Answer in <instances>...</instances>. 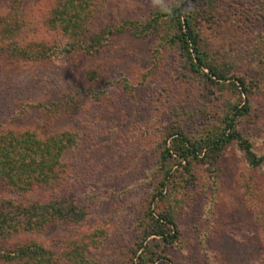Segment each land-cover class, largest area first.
<instances>
[{
	"label": "rangeland",
	"instance_id": "374dc122",
	"mask_svg": "<svg viewBox=\"0 0 264 264\" xmlns=\"http://www.w3.org/2000/svg\"><path fill=\"white\" fill-rule=\"evenodd\" d=\"M54 1L22 0V25L9 27L11 0H0V134L76 131L79 144L65 155V179L23 197L71 199L86 218L17 233L9 244L43 245L54 253L56 264H133L132 249L141 239L140 220L158 179L157 160L168 127L180 125L190 136L205 135L221 123L230 104L245 96L185 69L179 51L163 45V27L147 36L130 30L115 34L92 54L24 57L19 48L63 41L59 31L44 24ZM96 1L90 33L127 20L146 22L175 2ZM212 1L213 7L195 3L206 7L196 22L206 47L217 54L214 60L227 63L231 74L260 75L264 0ZM262 84L240 124L259 155H264ZM192 173L189 182L177 178V242L163 252L165 258L150 254L147 264H264L256 214L264 208V168L251 167L232 144L216 171L195 162ZM162 207L156 205L158 211ZM150 240L151 245L161 243L159 236ZM156 250L162 251V245Z\"/></svg>",
	"mask_w": 264,
	"mask_h": 264
},
{
	"label": "trees",
	"instance_id": "16d2710c",
	"mask_svg": "<svg viewBox=\"0 0 264 264\" xmlns=\"http://www.w3.org/2000/svg\"><path fill=\"white\" fill-rule=\"evenodd\" d=\"M193 1L196 7H189L188 0H175L172 6L160 10L146 22L127 20L108 25L99 33H90L88 24L97 8L96 0H55L44 24L50 30L59 31L63 41L56 46L37 43L19 48L24 57L39 60L76 52L92 54L104 48L115 34L130 30L137 36H147L163 27L166 32L163 45L179 51L185 69L209 77L223 86L228 85L241 97L245 96L241 102L230 104L221 123L205 135L193 137L180 125L168 127L157 160L158 179L140 220L141 239L132 249L133 264H147L150 254H157L159 259L165 258L163 252L177 242L179 230L175 206L178 202L174 204L173 200L178 197L176 190L180 184L177 178L182 176L189 182L195 162L206 164L216 171L224 151L237 144L251 167L264 168V155L257 153L254 144L240 128L243 118L251 111V95L263 85L264 55L259 57L260 75L248 78L246 75L231 74L227 63L215 61L217 54L214 55L206 47L207 42L196 22L197 15L205 6L199 8L197 3L200 0ZM202 2L206 6H214L212 0ZM22 4V0H11L13 13L5 22L9 27L22 25ZM78 144V133L74 130L46 136L36 130L0 134V264H56L54 253L43 245H12L9 244L10 237L20 232L41 230L51 223L81 222L86 218L85 210L71 199L34 201L23 197L39 188L54 187L62 182L67 175L65 155ZM184 174L189 176L185 178ZM161 204L164 207L158 211L156 205ZM256 214L264 238V208ZM153 236L161 237V243L151 245L150 238ZM161 245L162 251H157L156 247Z\"/></svg>",
	"mask_w": 264,
	"mask_h": 264
}]
</instances>
